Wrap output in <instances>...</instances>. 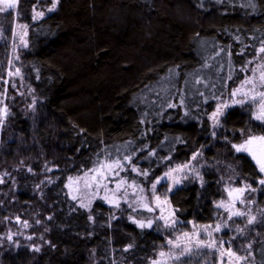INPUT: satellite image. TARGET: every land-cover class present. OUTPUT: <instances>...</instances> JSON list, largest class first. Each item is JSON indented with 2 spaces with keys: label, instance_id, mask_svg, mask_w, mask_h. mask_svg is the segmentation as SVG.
<instances>
[{
  "label": "trees",
  "instance_id": "trees-1",
  "mask_svg": "<svg viewBox=\"0 0 264 264\" xmlns=\"http://www.w3.org/2000/svg\"><path fill=\"white\" fill-rule=\"evenodd\" d=\"M51 5H18L28 47L0 132V264H149L173 232L142 229V212L103 200L83 210L70 183L105 160L136 169L149 188L193 156L202 183L191 177L169 195L178 219L211 224L224 186L251 185L259 208L246 237L264 264L262 174L233 147L263 127L239 108L218 127L210 120L264 47V0H59L34 23ZM13 25L0 13L3 37Z\"/></svg>",
  "mask_w": 264,
  "mask_h": 264
},
{
  "label": "rangeland",
  "instance_id": "rangeland-1",
  "mask_svg": "<svg viewBox=\"0 0 264 264\" xmlns=\"http://www.w3.org/2000/svg\"><path fill=\"white\" fill-rule=\"evenodd\" d=\"M51 2L53 3V0H51ZM58 5L59 2L57 4L56 9L51 12H49L48 9L51 8L52 5L49 8L45 9V11L36 8L32 17H34L35 13L37 12H43L44 15L35 19L32 18L33 22H41L48 16L55 13L58 9ZM11 13L14 18V25L11 33L7 37H3V31L0 32V46L2 47V45H6L7 47H9L8 53H5L2 57L0 56V110L7 108L8 112L6 118H3L2 121H0V132L4 124L6 123L8 116L12 114V110L11 108H9V105L7 103L9 102V99L12 98L9 93L15 91V89H17V87L19 86L20 82V85H23L21 81L22 73L21 68L19 66V60L21 53L28 47L29 27H27V29H22L20 27V25H23L25 23H22L20 21L18 8L12 11ZM24 32H26L27 34L24 35ZM24 42H26L27 44L26 47L22 46ZM2 51L0 50V53ZM261 66H264V53L259 52L256 61L251 67L252 69L250 73H248V75L243 79L240 85H238V87L235 88L233 91L238 88H241L242 85H244L242 91H248L250 95L264 91V87L260 86V74L262 71H264V67ZM17 69H19V73H17ZM249 78L253 79V85H245V81ZM253 87H255V93L250 91V89H252ZM16 92L17 91H15V93ZM232 92L229 97L220 104H226L228 105V107L223 108V114L218 116L219 124L220 120L226 115L228 111H230L231 109L239 108L249 112L252 115L253 120L262 125L264 131V123L255 119L257 105L252 103H234L236 100L247 98L242 97L241 94L233 96ZM28 93L29 97L32 98V104L30 106V109L34 110L36 109L38 99L33 96V93L30 90H28ZM213 113L210 116V120L213 126L218 127L219 124H216V122L212 119ZM261 135H264V132ZM244 154L249 155L248 153ZM185 165H187L188 167H183ZM185 165L180 166L182 168L181 171H172L178 166L168 170L166 173L171 172L172 178L170 179L168 177H165V174L161 176L164 178L161 179L160 177L159 179H157L159 180V183H154L156 187L153 191L152 186L149 188H144L135 179V176H140L136 169L134 170V168L130 167L126 171L124 165L122 166L117 163L109 164L104 160L81 178L73 180L70 183L69 188L72 193V196L76 197L78 206L86 211H90L96 201L103 200L107 203L109 207L122 206L125 207V209L133 211L135 213L142 212V216L140 218H137L138 220L136 221H143L144 223H147L149 220L153 221L151 228L144 227L142 229L152 230L157 224H160L166 230L169 229L173 232L172 236L168 239V241L172 240L173 242H175L178 238L183 240L182 234L185 232L189 234L199 233L200 238L204 239V226H211L209 228V231L212 233V237L216 240L217 244L219 245V248L217 250L197 249L195 247L196 237L193 235L192 243L183 241L184 243L188 244L189 248L192 249L190 255L180 253L179 249L172 248V246L168 244V241H166L164 248L159 250L156 258L152 260L149 264H154V262L158 261H164L165 264H198V262L199 264H220V252L227 250H231L235 252L236 255L244 257L242 261H237L235 257H232L231 264H254L252 253L253 243L252 241L248 240V236L246 237V235H248L249 230V227L247 226L249 224H247L246 219L244 217L235 216L229 219L230 212L226 211L224 208L217 207L220 201H224L226 204L232 202L233 197L229 196V190L240 188L248 184L243 183L239 187L231 185L224 186V196L214 203V209L216 211V214L215 219L211 224H184L180 219H178L176 215V210L171 205L169 195L181 188L184 185V182L190 180L191 177H195L200 183H202V175L205 169V164L204 162H202V158L197 156L196 159H193L192 157L191 162ZM261 176V179H264V174H262ZM175 181H179V183H176ZM259 186L262 188L261 185ZM141 189L143 191H141ZM169 189L171 190L169 191ZM259 193V191H256L254 193L246 192L244 195L245 203L240 204L238 201H236L233 210L238 209L240 211L246 212L249 217H256L257 214H255V211L259 208L257 203V196L259 195ZM156 196L160 198L159 201L155 199ZM164 201H167V203H164ZM248 201H252V203H249ZM158 203L159 207H157ZM82 205H86V207ZM145 205H147V207H145ZM149 208H151L152 211H149ZM161 214H163L169 220H177L178 223L174 228L166 227L164 221H161L159 219ZM17 221L20 223L19 220ZM217 224L221 226V231L219 232L215 231V226ZM225 225H227V227H225ZM241 229L243 230L242 233L240 231ZM221 241H223V243H221ZM234 242H237L238 250L233 249L232 245ZM249 245H251V247H248ZM160 252H172L174 256L179 255L180 259L176 260L174 256L170 259L167 255L165 257H161L159 255ZM228 261L229 258L225 256L224 264H228Z\"/></svg>",
  "mask_w": 264,
  "mask_h": 264
},
{
  "label": "snow or ice",
  "instance_id": "snow-or-ice-1",
  "mask_svg": "<svg viewBox=\"0 0 264 264\" xmlns=\"http://www.w3.org/2000/svg\"><path fill=\"white\" fill-rule=\"evenodd\" d=\"M59 0H53L52 6L51 8L48 9L49 12L54 11L57 7ZM19 5V0H0V13H11L12 11L16 10L18 8ZM44 15L43 12H37L35 13V16L33 17L34 19L37 17H42ZM20 27L22 29H27L28 25L27 24H23L20 25ZM27 33L24 32V35H26ZM24 47L27 46L26 42L23 43ZM261 53H264V47H262L260 49ZM264 67V66H261ZM17 73H19V69L16 70ZM260 81H261V87H264V71L261 72L260 74ZM245 85H253V79L249 78L245 81ZM244 85L241 86V88L236 89L235 91L232 92L233 96H236L237 94H241L242 97H245L247 99H240V100H236L234 103L236 104H243V103H252V104H256V114H255V119L258 121H261L262 123H264V91L255 93V87H253L252 89H250L251 92L255 93L253 95H250L248 91H242ZM228 107V105H220L216 108V111L213 113L212 115V119L216 122V124H219V120H218V116L222 115V109ZM8 112H7V108H4L2 110H0V121H2L3 118H6ZM233 147L235 148V150L237 152H244V153H248L249 155L252 156V158L256 161L257 165L259 166V172L260 173H264V135H248L245 140L240 143L239 145H233ZM125 159H129L128 157H125ZM193 159H196V156H193ZM117 164H119V162H117ZM122 167V166H121ZM183 167H188L187 165L183 166ZM31 170V169H29ZM135 170V169H134ZM182 168L180 166H178L176 169H173L172 171H181ZM143 175H147V173H142ZM7 175V174H5ZM165 177L168 178H172L171 177V172L169 173H165ZM164 177H161V179H163ZM176 183H179V181H175ZM0 183H3V179L0 178ZM156 183H159V180L156 181ZM257 183L259 185L262 186L261 190H264V179H260L259 181H257ZM119 187V185H118ZM156 185L153 184L152 185V189L153 191L155 190ZM171 189H169L170 191ZM141 191H143L141 189ZM257 189L256 188H252L251 185H244L243 187L240 188H235V189H231L229 190V196L233 197L232 202H230L229 204H226L224 201H220L219 204L217 205V207H221L224 208L226 211L230 212V216L229 219H231L233 216L235 217H244L247 221V224L251 225L253 223H255L257 221V218L255 216H248V214L244 211H240L238 209L233 210L235 207V202L238 201L240 204H244L245 203V198L244 195L245 193H254L256 192ZM235 194V195H234ZM73 199H76V197L74 196ZM155 199L157 201L160 200V198L158 196L155 197ZM249 203H252V201H248ZM164 203H167V201H164ZM85 206L86 205H82ZM118 206V205H117ZM145 207H147V205H145ZM157 207H159V203L157 204ZM149 211H152L151 208H149ZM159 219L161 221H164L165 226L168 228H174L176 226V224L178 223L177 220L175 219H171L169 220L167 217H165L163 214L160 215ZM135 223L138 224L139 227L144 228V227H148L151 228L153 221L149 220L147 223H144L143 221H135ZM211 226H204L203 228V232H204V239L200 238V234L199 233H194V234H189L187 232L183 233V240L181 239H177L175 242H173L172 240L168 241V244L172 246V248L175 249H179L180 253L185 254V255H190L192 252V249L188 247L187 243H184L183 241H187L188 243H192V237L193 235L196 237L195 239V247L197 249H210V250H217L219 248V245L217 244L216 240L212 237V233L209 231V228ZM225 227H227V225H225ZM215 231L219 232L221 231V226L219 224H217L215 226ZM241 233L243 232V230H240ZM11 236L8 237L9 240H11ZM29 239H31V237H29ZM221 243H223V241H221ZM248 247H251V245H249ZM35 251H39V248H36ZM159 255L161 257H165L166 255L171 259L173 258L174 254L172 252L169 253H165V252H160ZM227 256L229 258L228 264H231V258L235 257V259L237 261H242L244 259V257L242 256H238L236 255L235 252L231 251V250H227V251H221L220 252V264H224V257ZM174 258L176 260L180 259L179 255H175ZM154 264H165L164 261H158V262H154Z\"/></svg>",
  "mask_w": 264,
  "mask_h": 264
},
{
  "label": "water",
  "instance_id": "water-1",
  "mask_svg": "<svg viewBox=\"0 0 264 264\" xmlns=\"http://www.w3.org/2000/svg\"><path fill=\"white\" fill-rule=\"evenodd\" d=\"M254 164L257 166V168L259 169V166L257 165L256 161L254 159H252Z\"/></svg>",
  "mask_w": 264,
  "mask_h": 264
},
{
  "label": "flooded vegetation",
  "instance_id": "flooded-vegetation-1",
  "mask_svg": "<svg viewBox=\"0 0 264 264\" xmlns=\"http://www.w3.org/2000/svg\"><path fill=\"white\" fill-rule=\"evenodd\" d=\"M250 157H252V156L250 155ZM262 174H264V173H262Z\"/></svg>",
  "mask_w": 264,
  "mask_h": 264
}]
</instances>
